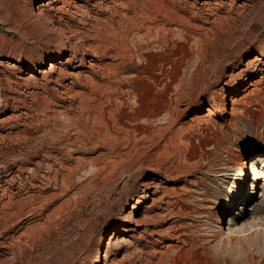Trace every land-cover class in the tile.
Returning a JSON list of instances; mask_svg holds the SVG:
<instances>
[{
  "label": "rangeland",
  "instance_id": "rangeland-1",
  "mask_svg": "<svg viewBox=\"0 0 264 264\" xmlns=\"http://www.w3.org/2000/svg\"><path fill=\"white\" fill-rule=\"evenodd\" d=\"M45 1L0 0V264H264V0Z\"/></svg>",
  "mask_w": 264,
  "mask_h": 264
},
{
  "label": "bare ground",
  "instance_id": "bare-ground-1",
  "mask_svg": "<svg viewBox=\"0 0 264 264\" xmlns=\"http://www.w3.org/2000/svg\"><path fill=\"white\" fill-rule=\"evenodd\" d=\"M53 1L54 0H46L44 3L46 4V5H51V4H53ZM58 1H62V0H58ZM43 3V4H44ZM42 4V5H43ZM37 9H38V7H37ZM89 47V46H88ZM124 51V50H123ZM64 55V52H60V53H58L55 57H62ZM122 55V54H121ZM64 57V56H63ZM52 59L54 58V56H52L51 57ZM150 58H148V60H149ZM147 60V59H146ZM165 60V59H164ZM169 61V60H168ZM168 61H165V63L166 64H168L169 65V67H170V63L168 62ZM147 63V62H146ZM162 63H163V61H162ZM161 63V64H162ZM54 65H55V63H53V62H49V69L47 70V68L48 67H44V69L41 71V70H39L40 72H43V73H49V72H51L52 71V68L54 69ZM171 65H172V63H171ZM172 67V66H171ZM79 76V75H78ZM138 76V75H137ZM168 76V75H167ZM143 77V76H142ZM170 77V76H169ZM136 79V77H134V79L132 80V81H130L131 83L133 82V84L132 85H134L137 81L135 80ZM135 86V88L133 87V86H131L130 87V89H129V91L133 94V95H135V89H136V85H134ZM96 91V90H95ZM160 108V107H159ZM117 111V110H116ZM134 111V110H133ZM121 113V112H120ZM122 114V113H121ZM124 115V114H123ZM134 116H138V112L135 110L134 111V114H133ZM117 116V115H116ZM119 117V116H118ZM118 117H114V119H116L115 121H116V123H118L119 125L121 124V128H125L126 126L125 125H123V123H121L120 122V120L119 119H121V117L120 118H118ZM105 120H107V119H105ZM101 122V121H100ZM103 122V121H102ZM104 124H106L107 125V122L105 123V121L103 122ZM99 124V123H98ZM103 124V125H104ZM104 128L106 127V129H109V128H107V126H103ZM106 129H105V131H106ZM126 129V128H125ZM111 129H109V131H110ZM127 130V129H126ZM136 131V130H135ZM140 131V130H139ZM107 132H108V130H107ZM113 133V132H112ZM111 133V134H112ZM106 134V133H105ZM110 134V133H109ZM109 134H107V135H109ZM116 135V134H115ZM106 136V135H105ZM111 136V135H110ZM258 151V153H263L264 152V150H262V149H259V150H257ZM238 164L240 165V166H242V168L243 169H246L247 168V165H246V162H245V155H240V157H239V159H238ZM253 166V165H252ZM253 170V172L255 173V170H254V168L252 169ZM242 181H241V183H244L245 182V180L244 179H241ZM241 183H238L237 184V186L235 187V188H233L234 190H232V192H231V194L229 195L230 196V198H229V200H227L226 201V203H222L219 207H217V212H216V221L217 222H219L220 221V218H221V215L222 214H224V213H226V212H228L230 209H231V207H232V205H233V203H234V201H235V193H237V192H239L240 191V189L241 188H243V186L241 185ZM153 186V185H152ZM207 194H208V191H207V189L205 188V187H202V189L200 190V192H199V195L200 196H198L197 198L198 199H196V200H198L199 202H200V204L201 205H197L196 206V211H199V210H201L200 212H203V211H206V207H205V205H203L204 203H206L207 201H208V199H207ZM242 194V193H241ZM239 195H240V193H239ZM203 205V206H202ZM134 210H137V206L136 207H134L133 208ZM179 210V209H178ZM180 212H182L181 210H180ZM173 217L174 216H178V214H180L179 212H172V211H170L169 212ZM204 214V213H203ZM202 214V215H203ZM201 215V216H202ZM228 216H230V215H228ZM177 219V218H176ZM137 220V219H136ZM173 222H175L174 220H172ZM138 222V221H137ZM227 224H228V232H225L226 233V236H227V239L230 241V242H232V241H234V240H240V239H242V236L241 235H243V234H240L239 236H232L231 234H233V231H234V233H239V232H242V227L240 226V227H237L235 230H232L233 228H232V226H233V223H232V219H231V217H229V221H227ZM173 227H175V224H173L169 229H171L172 228V230H173ZM177 228V227H176ZM139 229V228H138ZM238 229V230H237ZM175 230H177V229H175ZM183 233V232H182ZM174 235V234H173ZM179 236H180V234L178 233L177 235H175V236H173L174 238H179ZM244 236H247L248 237V234L246 235V234H244ZM118 236H117V231H114V232H112V234L109 236V238H108V241H107V243H106V247H110L111 245H112V243H113V240L114 239H116ZM113 246V245H112ZM126 254V253H125ZM97 262H98V259H97ZM161 262V261H160ZM156 263H158V261L156 262Z\"/></svg>",
  "mask_w": 264,
  "mask_h": 264
}]
</instances>
